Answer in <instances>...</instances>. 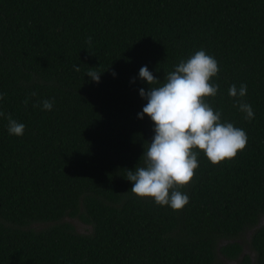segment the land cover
<instances>
[{
  "label": "trees",
  "instance_id": "obj_1",
  "mask_svg": "<svg viewBox=\"0 0 264 264\" xmlns=\"http://www.w3.org/2000/svg\"><path fill=\"white\" fill-rule=\"evenodd\" d=\"M201 49L220 69L205 102L248 143L218 166L194 149L177 212L126 179L155 135L139 71L162 86ZM0 93V264H264V0H0Z\"/></svg>",
  "mask_w": 264,
  "mask_h": 264
},
{
  "label": "clouds",
  "instance_id": "obj_2",
  "mask_svg": "<svg viewBox=\"0 0 264 264\" xmlns=\"http://www.w3.org/2000/svg\"><path fill=\"white\" fill-rule=\"evenodd\" d=\"M86 42L90 45L91 37ZM74 68L80 71L79 67ZM92 69L86 75L99 83L101 74ZM219 71L216 59L202 49L186 61L182 59L174 71L167 73L162 86H152L160 81L147 66L140 68L139 78L150 88L148 91L139 90L147 103L138 118L143 120L147 115L154 122L155 135L145 145L135 171L127 170L126 179L132 182L131 192L135 196L152 198L157 205L170 206L179 212L189 203V198L176 189L191 184L199 167L194 149L203 152L213 165L218 166L234 160L246 148V132L231 123H221L222 112L214 111L205 102V98L217 95L219 86L210 81ZM112 74L116 75L115 72ZM228 94L238 98L240 111L246 113L245 118L251 121L254 118L252 106L243 100L247 95V85L241 84L238 89L233 84ZM3 99L4 94L0 93V100ZM24 103L27 105L28 100ZM53 103L45 99L34 106L52 111ZM3 115L0 112V116ZM7 120L9 134L23 136L25 125L11 115Z\"/></svg>",
  "mask_w": 264,
  "mask_h": 264
},
{
  "label": "rangeland",
  "instance_id": "obj_3",
  "mask_svg": "<svg viewBox=\"0 0 264 264\" xmlns=\"http://www.w3.org/2000/svg\"><path fill=\"white\" fill-rule=\"evenodd\" d=\"M73 222L80 232H85L88 229V227L86 225H84L83 223H81L79 221H73ZM36 227H37V229H42L45 227V225H39ZM224 261H226L228 264H238V263L232 262V261H227V260H224Z\"/></svg>",
  "mask_w": 264,
  "mask_h": 264
}]
</instances>
